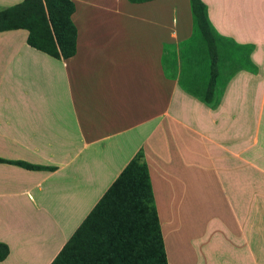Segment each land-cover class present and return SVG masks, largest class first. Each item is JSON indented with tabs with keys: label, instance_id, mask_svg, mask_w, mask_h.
Masks as SVG:
<instances>
[{
	"label": "crops",
	"instance_id": "crops-1",
	"mask_svg": "<svg viewBox=\"0 0 264 264\" xmlns=\"http://www.w3.org/2000/svg\"><path fill=\"white\" fill-rule=\"evenodd\" d=\"M68 1L67 59L0 31V264L118 247L146 204L164 264H264V0H200L218 103L189 0Z\"/></svg>",
	"mask_w": 264,
	"mask_h": 264
},
{
	"label": "trees",
	"instance_id": "trees-1",
	"mask_svg": "<svg viewBox=\"0 0 264 264\" xmlns=\"http://www.w3.org/2000/svg\"><path fill=\"white\" fill-rule=\"evenodd\" d=\"M129 3H143L151 0H127ZM190 9L196 19L199 32L204 39L209 57L210 82L218 103L222 87L217 74V55L213 37L208 27L204 5L200 0H189ZM73 10L68 0H23L0 10V31L23 28L28 31V46L56 59H67L74 54L75 30L69 20ZM3 162V160H0ZM26 170L49 169L38 165L15 161L8 162ZM8 253L5 244L0 243V262ZM108 264H127L119 254L113 255ZM135 264H164L158 253L150 254Z\"/></svg>",
	"mask_w": 264,
	"mask_h": 264
},
{
	"label": "rangeland",
	"instance_id": "rangeland-1",
	"mask_svg": "<svg viewBox=\"0 0 264 264\" xmlns=\"http://www.w3.org/2000/svg\"><path fill=\"white\" fill-rule=\"evenodd\" d=\"M142 205H145L144 200H142ZM146 206H148V204L136 211L137 217L141 220V226L136 227L138 229L135 228L133 230L131 229L127 231L126 238L118 247H113L112 243L111 246L103 245L99 248H97L95 244H93V247H86L82 244L78 245V243H83V241L81 238H78V236H75V239H73V242L71 243L72 246L68 247L72 258L75 261L72 262L69 260L65 261L64 263L62 262L61 264H107L112 254H119L123 258H127V264H135L141 258L154 253H158L161 256V260L163 261V248L160 246L158 241L160 238L158 239L156 231L153 228L154 226L152 225V216L148 215L147 212L143 210V208ZM110 210L113 212L111 215L112 220H110L111 216L109 215V219L107 221L114 222V211L112 209ZM117 212H120L119 208L117 209ZM131 217L132 215L126 214L123 222L125 221L126 223H129ZM95 228L96 224L93 226V236H99L102 234L101 229H104V227L102 228L100 226L99 228ZM78 233L79 232H77V234Z\"/></svg>",
	"mask_w": 264,
	"mask_h": 264
}]
</instances>
